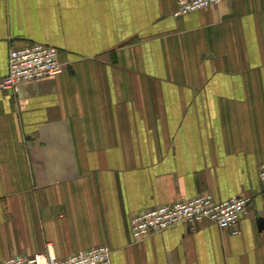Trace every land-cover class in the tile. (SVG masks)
I'll use <instances>...</instances> for the list:
<instances>
[{"label": "crops", "instance_id": "crops-1", "mask_svg": "<svg viewBox=\"0 0 264 264\" xmlns=\"http://www.w3.org/2000/svg\"><path fill=\"white\" fill-rule=\"evenodd\" d=\"M176 0H0L13 47L64 70L0 87V260L105 244L108 264H264V0L182 15ZM210 191L249 199L238 232L203 221L135 242L131 217Z\"/></svg>", "mask_w": 264, "mask_h": 264}, {"label": "built area", "instance_id": "built-area-1", "mask_svg": "<svg viewBox=\"0 0 264 264\" xmlns=\"http://www.w3.org/2000/svg\"><path fill=\"white\" fill-rule=\"evenodd\" d=\"M227 0H176V15L216 6ZM64 70L53 46L32 42L22 47H13L8 55V73L0 81L2 89L17 91L32 81L52 77ZM261 194L264 198V163L259 166ZM249 199L233 195L216 201L210 191L196 193L189 199L160 204L145 209L131 217V236L139 242L153 234L171 229L178 224L193 228L203 221L215 223L221 229L238 232L240 215L246 214ZM111 249L108 245H96L85 250L58 258L52 243H47L40 252L14 254L0 260V264H108Z\"/></svg>", "mask_w": 264, "mask_h": 264}]
</instances>
